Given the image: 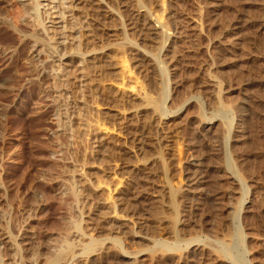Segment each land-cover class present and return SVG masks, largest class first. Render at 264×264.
Here are the masks:
<instances>
[{
	"label": "rangeland",
	"instance_id": "1",
	"mask_svg": "<svg viewBox=\"0 0 264 264\" xmlns=\"http://www.w3.org/2000/svg\"><path fill=\"white\" fill-rule=\"evenodd\" d=\"M58 1L0 0V264H264V0Z\"/></svg>",
	"mask_w": 264,
	"mask_h": 264
},
{
	"label": "bare ground",
	"instance_id": "2",
	"mask_svg": "<svg viewBox=\"0 0 264 264\" xmlns=\"http://www.w3.org/2000/svg\"><path fill=\"white\" fill-rule=\"evenodd\" d=\"M21 2H23V4H25L24 3V1L25 0H20ZM46 1H49V2H51L52 0H46ZM78 1V2H77ZM75 2H77L76 4H78V3H80L81 1L80 0H69V3H70V5L69 6H64L63 5V3L62 2H60V1H58V7H60V10H61V12H62V14H61V12H59L60 14H59V18H62L63 19V17H66V16H64L65 14H64V12L65 11H67V12H69L70 10H75V8H74V6H71L73 3H75ZM24 6V5H23ZM40 6V3L39 2H37L36 3V5H35V7H39ZM45 6V5H44ZM46 6L47 7H49L47 4H46ZM43 9V8H42ZM47 9H49L50 10V8H47ZM33 10V9H32ZM45 11V10H44ZM31 12V11H30ZM42 14H43V11L41 10L40 11ZM103 12V11H102ZM45 15H49V12H47ZM51 15V14H50ZM71 16V15H70ZM62 19H61V21H62ZM263 22H264V20H263ZM262 22V23H263ZM56 23V22H55ZM41 25L44 27H42L43 29H46L45 28V26H44V24L41 22ZM236 25V24H235ZM235 25H233V26H235ZM233 26L231 25V26H229V28L228 29H226V32H228V33H231V32H233L234 31V28H233ZM63 27V26H62ZM150 27V26H149ZM61 28V27H60ZM63 29V28H62ZM65 29V28H64ZM67 29V28H66ZM69 29V28H68ZM67 29V30H68ZM70 30V29H69ZM106 30V29H105ZM152 30V29H151ZM236 30V29H235ZM70 32V31H69ZM150 33V32H149ZM62 34V33H61ZM153 34V33H152ZM235 35V34H234ZM68 36V35H67ZM64 37H65V35H64ZM69 37V36H68ZM73 37V36H72ZM263 37V36H262ZM71 38V37H70ZM65 39V38H64ZM234 39V40H233ZM72 40V39H71ZM235 38H233V36H232V40H230L229 41V43H227V45L228 46H230V45H232V44H234V42H235ZM88 41V40H87ZM237 41H238V39H237ZM236 41V42H237ZM70 43V42H69ZM84 43H87V42H85V40H84ZM83 43V44H84ZM35 44L36 43H34L33 45H32V48L33 47H35ZM55 44H56V42H55ZM57 44H62V42H57ZM73 44V43H72ZM236 44V43H235ZM63 45V44H62ZM61 45V46H62ZM239 45H241V44H239ZM108 48H107V46H105L104 47V50H107ZM104 50H99V51H95V53L96 54H99V53H102ZM36 51V48H34L33 49V52H35ZM67 50H65V51H63L62 52V55L60 56L59 54V56L58 57H71V55L73 56L74 54H72V53H70V52H66ZM81 60V59H80ZM140 60V59H139ZM111 67H114V65H111V64H109ZM109 66V67H110ZM254 78V77H253ZM250 80V79H249ZM241 81V80H240ZM247 81V80H246ZM119 84V83H118ZM118 86V85H117ZM121 86V85H120ZM241 87V86H240ZM120 88V87H119ZM255 110V109H254ZM115 113L114 114H116V115H118V116H120L121 115V113H123V111L121 110V109H115V110H113ZM114 116V115H113ZM211 129V128H210ZM190 162H188L189 163V165L190 166H192V170H190V171H187L188 169H184V175L182 176V180H181V182H182V184H181V186L184 188L183 190H193L198 184H200L201 185V183H204L205 182V179L206 178H204V176H203V173H205V171L202 173V169H203V164H201L200 163V160L199 159H194V158H191L190 160H189ZM204 170V169H203ZM210 181V180H209ZM206 183V182H205ZM212 183V182H211ZM211 185V184H210ZM199 187V186H198ZM201 188V187H200ZM199 188V189H200ZM209 188V187H208ZM178 189H179V187H178ZM200 191V190H199ZM196 192V191H195ZM210 192V191H209ZM210 194V193H209ZM181 195V194H180ZM196 207V206H195ZM213 207V206H212ZM195 245V244H194ZM190 251H191V253L192 252H194L195 251V249H190ZM129 253V252H128ZM130 253H133V252H130ZM200 256V255H199ZM123 264V263H122Z\"/></svg>",
	"mask_w": 264,
	"mask_h": 264
}]
</instances>
